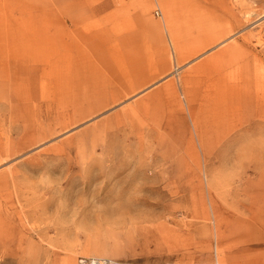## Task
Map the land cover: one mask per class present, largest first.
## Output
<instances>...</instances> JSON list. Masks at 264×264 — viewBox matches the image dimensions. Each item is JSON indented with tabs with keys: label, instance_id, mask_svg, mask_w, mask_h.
<instances>
[{
	"label": "rangeland",
	"instance_id": "1",
	"mask_svg": "<svg viewBox=\"0 0 264 264\" xmlns=\"http://www.w3.org/2000/svg\"><path fill=\"white\" fill-rule=\"evenodd\" d=\"M0 264H264V0H0Z\"/></svg>",
	"mask_w": 264,
	"mask_h": 264
},
{
	"label": "bare ground",
	"instance_id": "2",
	"mask_svg": "<svg viewBox=\"0 0 264 264\" xmlns=\"http://www.w3.org/2000/svg\"><path fill=\"white\" fill-rule=\"evenodd\" d=\"M32 135H34V134H32ZM24 139L25 140H23L22 142H20L19 145H18V146L22 145L21 148H24V147L28 146V144H30L31 142H36V141L40 140L41 139V134L38 137H36V135H34V136H28V137H26ZM54 212L55 213L59 212V209H55L51 213L53 214Z\"/></svg>",
	"mask_w": 264,
	"mask_h": 264
},
{
	"label": "crops",
	"instance_id": "3",
	"mask_svg": "<svg viewBox=\"0 0 264 264\" xmlns=\"http://www.w3.org/2000/svg\"><path fill=\"white\" fill-rule=\"evenodd\" d=\"M182 81H183V84L185 85V83H186V81H187V77L185 76V77H183V79H182ZM186 89H188V85H186L185 86V90ZM187 91V90H186ZM238 110H236V109H234V112H237ZM216 125V124H215Z\"/></svg>",
	"mask_w": 264,
	"mask_h": 264
}]
</instances>
